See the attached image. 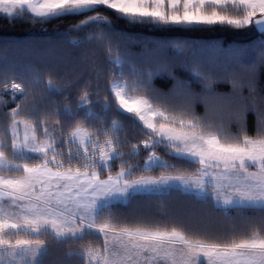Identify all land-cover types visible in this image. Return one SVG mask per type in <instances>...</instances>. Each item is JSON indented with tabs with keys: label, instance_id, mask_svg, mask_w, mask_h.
<instances>
[{
	"label": "snow or ice",
	"instance_id": "obj_1",
	"mask_svg": "<svg viewBox=\"0 0 264 264\" xmlns=\"http://www.w3.org/2000/svg\"><path fill=\"white\" fill-rule=\"evenodd\" d=\"M105 9L130 25L251 26L264 33V0H0V13L10 20L84 17L72 29L87 33L81 46L105 51L111 73L106 94L99 83L89 82L75 104L53 100L69 86L52 78L33 73L13 76L10 84L0 80V93L10 91L16 104L0 130V264H45L50 245L66 243L79 246L69 255H78L81 264H264V96L254 94L251 81L229 74L223 79L232 84L226 99L234 110L226 117L196 115L203 97L188 91L170 99L158 93L152 80L159 69L138 67L129 58ZM172 47L183 55L189 46ZM125 63L127 70L121 67ZM185 67L203 84L205 96L215 95L216 73L195 60ZM245 88L249 97L242 95ZM97 105L102 111H95ZM109 111L142 123L143 149L137 143L127 153L121 150L122 128L115 119L108 124ZM249 112L258 121L255 138L245 127ZM159 146L172 159L157 155ZM141 151L148 152L144 163L132 164ZM116 161L120 171L113 176ZM194 165L199 167L191 175L164 174ZM157 170H162L158 176L135 177L137 171ZM177 185L198 189L214 207L258 212L259 222L246 234H212L168 226L174 222H123L110 206Z\"/></svg>",
	"mask_w": 264,
	"mask_h": 264
},
{
	"label": "trees",
	"instance_id": "obj_2",
	"mask_svg": "<svg viewBox=\"0 0 264 264\" xmlns=\"http://www.w3.org/2000/svg\"><path fill=\"white\" fill-rule=\"evenodd\" d=\"M103 14L110 17L121 49L128 53L138 67L159 69V74L152 80V86L158 93L170 99H180L188 91L203 97V102L195 105L196 115L213 118L223 113L226 117L230 110H234L235 105L226 99L233 91L232 84L230 80L223 79L229 74L234 73L246 84L251 81L254 94L257 97L264 96V33L261 34L251 26L244 29L219 25L202 29H188L184 26L165 28L130 25L123 18H118L112 10L105 9ZM80 19L85 18L67 17L34 23L27 18L10 20L0 14V80L8 78L10 84L13 76L18 78L33 73L39 74L45 81L52 78L56 84L69 86L63 96H53V100L61 104H75L80 91L89 82L93 85L99 83V91L102 95L106 94L111 79L108 56L102 48L81 46L82 37L87 33L72 29V25ZM175 42L189 46L183 55L172 47ZM193 60L203 69L220 77L214 85L215 95L205 96L203 84L185 67L186 63L191 64ZM121 67L127 70L129 65L125 63ZM242 95L249 97L248 88L243 90ZM65 96L68 101L64 100ZM15 106L6 92L0 93V130L10 123L8 114ZM95 111H102V106L97 105ZM130 117L131 114L116 115L111 111L106 114L109 125L115 119L122 128L118 134L124 144L121 150L126 153L137 143L143 149L141 142L145 138L140 131L142 123ZM245 127L247 134L255 138L258 121L254 113L247 114ZM230 130L233 133L237 131L235 122L231 124ZM155 151L162 159H172L165 154L163 146L157 147ZM147 155V151H141L130 162L142 165ZM125 159L128 157L125 156ZM198 167L194 165L187 169H172L164 174L191 175ZM119 170L120 161H116L112 174ZM161 172L137 171L135 177L141 174L158 176ZM102 177L106 178L107 173ZM110 206L123 222L147 223L151 226L174 222L168 226L182 224L197 232L223 235L246 234L251 231L252 224L259 222L260 217V213L253 210L214 207L212 201L205 202L203 197L180 188L138 193L125 202H113ZM78 251V245L52 244L45 264H81L78 255H69L70 252Z\"/></svg>",
	"mask_w": 264,
	"mask_h": 264
},
{
	"label": "rangeland",
	"instance_id": "obj_3",
	"mask_svg": "<svg viewBox=\"0 0 264 264\" xmlns=\"http://www.w3.org/2000/svg\"><path fill=\"white\" fill-rule=\"evenodd\" d=\"M0 14H2V13H0ZM5 15V14H4ZM6 94L9 96V98L12 100V94H11V92L10 91H7L6 92ZM129 95H131V94H129ZM20 136L22 137L23 136V127H21L20 128ZM120 171V170H119ZM118 171V172H119ZM117 173V172H116ZM116 173H113V176H115V174ZM102 179H106V178H104V177H101ZM172 188H180V189H182L183 191H185L184 190V187L182 186V185H177V186H175V187H172ZM171 189V188H170ZM169 189H167V190H161V191H159V192H164V191H168ZM185 192H191V193H195V194H197V195H199V196H201V197H203V194L202 193H200L199 192V190L198 189H195V188H193V189H191L190 191H185ZM118 202H125L124 200H121V201H118ZM222 203V202H221ZM229 208V207H232V206H224L223 208Z\"/></svg>",
	"mask_w": 264,
	"mask_h": 264
},
{
	"label": "water",
	"instance_id": "obj_4",
	"mask_svg": "<svg viewBox=\"0 0 264 264\" xmlns=\"http://www.w3.org/2000/svg\"><path fill=\"white\" fill-rule=\"evenodd\" d=\"M262 34V33H261Z\"/></svg>",
	"mask_w": 264,
	"mask_h": 264
}]
</instances>
